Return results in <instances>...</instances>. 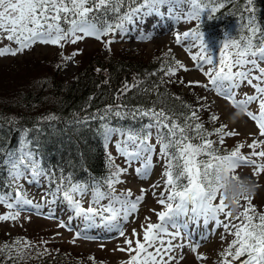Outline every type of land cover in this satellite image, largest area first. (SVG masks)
I'll use <instances>...</instances> for the list:
<instances>
[{"label":"snow or ice","instance_id":"obj_1","mask_svg":"<svg viewBox=\"0 0 264 264\" xmlns=\"http://www.w3.org/2000/svg\"><path fill=\"white\" fill-rule=\"evenodd\" d=\"M125 7L127 11H123ZM162 7H167L168 16L176 21H199L202 15L223 8L224 3L220 0H0V41L10 42L0 45V58L23 54L38 43L63 48L66 44L74 45L89 37L103 40L105 47L111 51V45L118 36L132 31L129 25L143 23L146 17L153 15L163 17ZM241 16L246 20L241 26L242 34L223 41L218 60L210 54L204 33L198 30L199 24L191 30L176 33L175 43L180 45L188 41L185 50L208 78V85L201 86L210 85L219 95L245 109L253 102L258 104V112L247 111V115L256 123L259 135L264 137V27L257 20L254 0H245ZM208 18L211 19V16ZM137 31L140 39L151 36L149 32ZM197 45L199 51L193 54L191 49ZM81 53V49H75L69 55L61 52L56 67H66ZM173 60V64L161 68L164 76L171 78L179 69L188 71L180 60ZM205 65L208 66L206 69ZM96 71L102 70L97 68ZM164 76L148 88L142 87V80L134 79L131 84L125 83L116 97L120 100L130 91L138 89L145 95H157L158 99L151 105L107 104L103 109L83 116L74 114L68 122L77 135L95 122L96 132L103 138L109 175L92 184L76 181L72 173L65 174V169L57 171L44 163L41 146L33 137V133L41 131V128L17 129L15 117L2 118L5 124H0V128L11 127L19 132V138L16 146L11 147L7 138L0 137V169L6 173L3 186L7 189L0 191V205L8 209L0 214V221H16L24 211L43 215V209H47V218L58 219L54 206L63 203L71 213L67 220H58V227L71 228L70 222L79 218L84 231L77 230V238L94 239V236L88 235L89 229H103L125 237L127 247L119 250L130 255L122 264H178L183 255L178 257L176 249H182L184 245L176 241L183 239V229L188 227L189 222L199 224L202 220L205 227L212 222L217 229L222 227L233 237L219 253V264H264V212L257 210L252 198H245V204L239 203V210L234 214L225 203L221 193L223 185L218 176L223 167L225 171H231L235 178L237 170L246 165L253 166L254 175L264 174V139H253L247 144L250 149L247 155L241 151L245 147L243 143H237L221 154V149L215 145H223L226 137L238 133L235 130L226 131L227 126L223 124L208 131L200 122L197 109L190 104L181 102V107L188 110L185 112L164 103V94L160 92V86L166 83ZM193 83L200 84L199 81L189 82ZM243 84L251 86L254 94L236 99V90ZM175 100L179 101L180 97L176 96ZM41 119L48 122L57 121L60 117L47 115ZM116 119L146 122L133 128L114 125L112 121ZM210 119L215 121L218 117L212 115ZM214 134L218 140L210 138ZM113 137H118L115 148L125 158L124 167L116 164L111 152H107ZM153 137L155 144L151 142ZM157 146L158 155L165 164L163 176L167 193L158 200L164 210L157 213L159 222L142 226V237L133 229L134 239L129 238L122 222L138 211V205L145 199V190L141 189L140 195L133 196L131 189L117 192L116 185L124 183L121 177L129 169L138 176L147 177L154 167ZM80 155L83 156V153ZM255 158H260V162ZM134 164L139 166L133 168ZM25 184L44 188L39 201L30 197ZM88 194L91 200L85 207L82 201ZM105 200L107 203H103ZM25 218L30 219V216ZM189 247L196 253L199 245L189 244ZM33 249L31 241L21 238L0 244V264H23L33 258ZM48 254L47 248L35 250L37 257ZM196 259L205 260L207 257L198 253ZM89 260L95 264V257L90 256Z\"/></svg>","mask_w":264,"mask_h":264},{"label":"trees","instance_id":"obj_2","mask_svg":"<svg viewBox=\"0 0 264 264\" xmlns=\"http://www.w3.org/2000/svg\"><path fill=\"white\" fill-rule=\"evenodd\" d=\"M220 2L224 3V7L215 13L202 15L196 26L199 24L198 30L214 39H221L225 35L237 37L242 34L241 26L246 22L241 16L245 0ZM254 7L257 20L264 27V0H254ZM127 10V7L123 9ZM209 15L211 19L208 18ZM56 65L57 62L53 60H41L0 70V124H5V119L2 118L15 117L17 129L38 126L42 130L34 132L33 137L41 146L44 163L57 171L65 169V174L72 173L76 181L92 184L93 181L103 180L109 175L103 138L97 134L95 122H92L89 128L83 129L79 135L73 132L68 122L73 119L74 114L83 116L103 109L107 104L151 105L158 99L157 95H145L138 89L130 91L120 100L116 97L122 86L125 83L131 84L134 79L142 80L144 88L158 83L160 77L164 76L161 68L167 66L166 55L142 58L128 52L119 55L111 52L104 55L98 51L90 52L79 61L74 74L68 78L62 75L61 69ZM97 68L102 71L97 72ZM153 73L155 75H152ZM171 78L164 76L166 83L160 86L164 103L185 112L188 110L181 107V102L190 104L197 109L200 122L208 131L219 127L216 120L210 119V116L215 114L201 97L193 95L189 85H185L186 89L181 90V85L175 80L171 81ZM105 80L108 81L107 84L103 83ZM176 96L180 97L179 101L175 100ZM47 115H55L60 119L48 122L41 119ZM145 122L131 119L112 121L116 126L133 128H138ZM0 137L7 138L10 146L15 147L19 132L6 125L0 128ZM210 138L218 140L215 134ZM215 146L221 149V154H224V150L233 148L232 145L218 143ZM80 153H83V156ZM5 175L4 170L0 169V191H7L3 186ZM164 179L162 176L163 182ZM260 211L264 212V207ZM16 239L5 236L0 240V244L12 243ZM45 245H34L33 258L23 264H93L89 263V259L71 260L68 250L57 244ZM44 248L48 249L49 254L37 257L35 250Z\"/></svg>","mask_w":264,"mask_h":264},{"label":"rangeland","instance_id":"obj_3","mask_svg":"<svg viewBox=\"0 0 264 264\" xmlns=\"http://www.w3.org/2000/svg\"><path fill=\"white\" fill-rule=\"evenodd\" d=\"M162 12L165 13L163 17L151 16L146 17L143 23L137 25H129L132 28L127 35L118 36L116 41L111 45V51H109L103 40H97L95 38H85L81 42L76 44H66L63 48L52 45L36 44L30 50H26L23 54L16 56L7 55L0 58V70L13 65H23L26 62L41 61V60H53L57 63L60 62V53L65 55L71 54L75 49H81L82 53L77 55L73 61L68 62L66 67L61 68V73L64 77H70L77 69V65L81 59H83L88 53L98 51L102 55L107 52L113 54L129 53L142 58H148L151 56L166 55L167 65L173 64L175 59L180 60L187 68L188 71L179 69L171 81H176L181 87V90L186 89L185 85H189L190 91L193 95L201 97V100L205 102L214 114L218 117L216 122L220 126L226 125L227 130H235L237 135L233 137L225 138V145H232L233 147L237 143H243L245 147L241 150L243 154L250 153V149L247 144L251 143L253 139H264L259 135L258 127L256 123L247 115V111L253 113L258 112V104L253 102L247 105L245 115L235 123L231 122V116L237 109V105H234L225 96L219 95L215 89L210 85L204 87L201 85H208V78L196 67L197 61H193L189 53L185 50L188 41H183L180 45L175 43V34L183 33L184 31L191 30L196 27L197 20H184L176 21L167 14V7H162ZM167 14V15H166ZM166 17V18H164ZM168 17V18H167ZM144 31L151 33L150 37L140 39L138 37V31ZM161 30V31H160ZM200 31V30H199ZM204 33V32H203ZM231 37L225 35L221 39H214L204 33L205 42L211 55L219 58L220 48L223 41ZM105 37L104 39H107ZM7 40L0 41V45L9 44ZM171 50V51H169ZM199 51V45L193 47L191 52L195 54ZM205 69L208 67L204 66ZM183 81L184 83H181ZM199 81L200 84H189V82ZM245 94H254V89L247 84H243L236 90V99H243ZM118 137H113L111 143H109L107 151L111 152L115 158V163L121 167L125 165V158L119 155L115 148V141ZM152 143H156L155 137H153ZM257 151L259 149H256ZM159 146H157V154L154 155L153 164L154 167L150 171L147 177L138 176L132 169L121 177L124 183L116 185L117 192L131 189L133 196L140 195L141 189L145 190V199L138 205V211L132 214L127 221L122 222V227L129 238L132 237L133 229L136 230L139 237H142L143 229L147 223H157L159 211L164 210L163 206L158 203V200L166 195L165 185L162 180L165 164L162 157L158 155ZM260 162V158H255ZM139 166L134 164L133 168ZM237 174L241 177H250L257 183V191L252 197V203L258 211L264 207V174L254 175L253 166H242L237 170ZM85 183V182H83ZM159 185L158 187H152V185ZM30 197L39 201L44 188L37 185L25 184ZM91 200V195H85L83 197V204L88 206ZM107 203V201H103ZM241 204H245L242 201ZM56 216L58 219L47 218V209H43V215L38 214L35 211H24L21 213L20 219L16 221H0V240L14 237L21 238V240H28L33 245L45 244L42 241H47L49 244H57L58 246L68 250L69 258L73 261L88 260L90 256L95 257L96 264H122V262L129 259L128 252H122L119 249L127 246L124 243L125 237L119 236L116 232H106L103 229H89L87 230L89 236H94V239H86L84 237L77 238L75 233L77 230L84 231L83 223L79 218L73 219L71 228L58 227V220H67L71 210L66 204L58 203L54 206ZM8 209L4 205H0V214L6 213ZM30 216V219L25 217ZM148 218V219H146ZM223 220L224 217L221 216ZM183 218L181 219V222ZM183 239L176 241L178 244H183L184 247L176 249V255L179 257L183 255V259L178 261V264H219L221 259L219 253L227 247V244L233 238L222 227L217 229L215 225L210 222L207 227L203 225V221L199 224L189 222L188 227L183 229ZM58 233V235H57ZM134 239V238H133ZM75 240V242H73ZM189 244L199 245L197 252H192ZM45 247H47L45 245ZM198 253L204 254L207 259L197 260ZM83 258V259H82ZM86 262V261H85ZM93 261H89V263ZM175 264V262H174Z\"/></svg>","mask_w":264,"mask_h":264},{"label":"clouds","instance_id":"obj_4","mask_svg":"<svg viewBox=\"0 0 264 264\" xmlns=\"http://www.w3.org/2000/svg\"><path fill=\"white\" fill-rule=\"evenodd\" d=\"M245 115L242 106H237L236 111L231 116V122L235 123ZM219 181L223 185L221 193L225 198L226 205L236 214L239 210V203L245 198H252L257 191V183L250 177L235 176L231 171H225L221 167L219 173Z\"/></svg>","mask_w":264,"mask_h":264},{"label":"bare ground","instance_id":"obj_5","mask_svg":"<svg viewBox=\"0 0 264 264\" xmlns=\"http://www.w3.org/2000/svg\"><path fill=\"white\" fill-rule=\"evenodd\" d=\"M167 15V14H166ZM164 18H166V17H164ZM168 18V17H167ZM161 31V30H160Z\"/></svg>","mask_w":264,"mask_h":264}]
</instances>
